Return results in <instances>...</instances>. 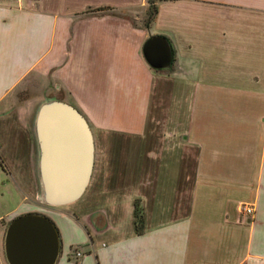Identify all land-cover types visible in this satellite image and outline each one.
<instances>
[{
	"label": "crops",
	"instance_id": "1",
	"mask_svg": "<svg viewBox=\"0 0 264 264\" xmlns=\"http://www.w3.org/2000/svg\"><path fill=\"white\" fill-rule=\"evenodd\" d=\"M155 7L147 23L148 0H0V198H17L0 219L48 215L55 264H264V0ZM156 34L165 67L143 51ZM52 98L94 142L86 194L61 205L38 174Z\"/></svg>",
	"mask_w": 264,
	"mask_h": 264
},
{
	"label": "water",
	"instance_id": "2",
	"mask_svg": "<svg viewBox=\"0 0 264 264\" xmlns=\"http://www.w3.org/2000/svg\"><path fill=\"white\" fill-rule=\"evenodd\" d=\"M143 51L154 67L168 66L172 60L170 43L163 35L147 38ZM35 130L44 202L61 205L78 199L94 164L93 134L85 115L70 102L48 99L38 108ZM4 250L9 264H55L59 232L48 215L25 212L8 223Z\"/></svg>",
	"mask_w": 264,
	"mask_h": 264
},
{
	"label": "rangeland",
	"instance_id": "3",
	"mask_svg": "<svg viewBox=\"0 0 264 264\" xmlns=\"http://www.w3.org/2000/svg\"><path fill=\"white\" fill-rule=\"evenodd\" d=\"M110 12H113V10H108ZM148 14H149V10L147 11V14L144 15V20L147 19L148 17ZM130 15H134V14H130ZM96 157V156H95ZM39 174V173H38ZM4 191L3 187H2V183L0 182V192ZM86 194V190L83 192V195L84 196ZM17 202V198L16 196L15 197H10L9 199H7V201H2V199L0 198V212L3 211L5 212L6 210H8L11 206H14ZM62 208H66L65 206L62 207ZM137 209H138V206H137ZM138 218V216H137ZM0 221L4 224V225H7V222L5 220V218H3L2 220L0 219ZM139 220H137V225H139L140 223H138Z\"/></svg>",
	"mask_w": 264,
	"mask_h": 264
},
{
	"label": "built area",
	"instance_id": "4",
	"mask_svg": "<svg viewBox=\"0 0 264 264\" xmlns=\"http://www.w3.org/2000/svg\"><path fill=\"white\" fill-rule=\"evenodd\" d=\"M240 209L245 215H249V216L252 215L254 211L253 205L246 202L241 203Z\"/></svg>",
	"mask_w": 264,
	"mask_h": 264
},
{
	"label": "trees",
	"instance_id": "5",
	"mask_svg": "<svg viewBox=\"0 0 264 264\" xmlns=\"http://www.w3.org/2000/svg\"><path fill=\"white\" fill-rule=\"evenodd\" d=\"M155 1L156 0H148V2H149V14H148V17L146 19L147 23L151 20L152 16L154 15V13L156 11ZM138 223H141V222L138 221Z\"/></svg>",
	"mask_w": 264,
	"mask_h": 264
}]
</instances>
